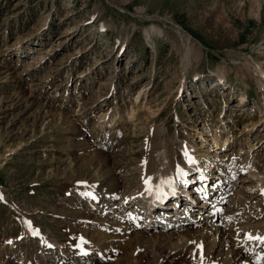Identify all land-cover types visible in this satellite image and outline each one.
I'll list each match as a JSON object with an SVG mask.
<instances>
[{
  "label": "rangeland",
  "instance_id": "374dc122",
  "mask_svg": "<svg viewBox=\"0 0 264 264\" xmlns=\"http://www.w3.org/2000/svg\"><path fill=\"white\" fill-rule=\"evenodd\" d=\"M257 68L264 0H0V264H153L116 239L115 206L93 198L135 189L155 127L178 159L186 148L234 183L264 178ZM228 199L264 230L261 196ZM211 210L201 218L213 223Z\"/></svg>",
  "mask_w": 264,
  "mask_h": 264
},
{
  "label": "bare ground",
  "instance_id": "6f19581e",
  "mask_svg": "<svg viewBox=\"0 0 264 264\" xmlns=\"http://www.w3.org/2000/svg\"><path fill=\"white\" fill-rule=\"evenodd\" d=\"M22 53L26 56L30 52ZM254 73L261 86L264 74L258 68ZM218 78L220 84L225 83L224 75L218 74ZM260 126L250 125L251 134L257 132L256 129ZM140 147L142 159L136 168L138 176L133 182L135 189L128 191L127 194L123 193L122 196L109 195L104 198L101 194H95L98 196L93 198L98 202L107 200L111 206H115L120 220L115 223V227L112 226L116 239L118 240L120 235L129 237V241L133 242H129L130 245L145 250L146 252L143 253L147 258L140 256V261L146 259L149 263L151 259L153 264H163L165 259L170 257L173 260L182 257L181 264H238L237 261L241 264H254L256 257L260 258L264 255V253L260 254L264 249V230L259 232L256 224L251 227L245 226V222H242L238 215V205L233 206L230 211L227 210L233 203L228 199V194L234 190L237 201L243 197V203L249 202L256 200L258 195L264 200V178L253 179L259 173L248 171L247 176L234 183V179L228 174L230 169L226 166L220 169L221 166L217 165L215 166L217 170L211 172L210 168L201 164L186 148L179 147L180 150L183 148L181 150L183 155L178 159L176 153L178 148L174 140L169 139L156 127L149 131ZM219 163L222 164V161ZM194 171L198 172L196 177L188 181L189 174ZM200 178L203 180L200 181ZM253 187H258L256 196L250 195L245 190ZM160 193H165V204L159 206L161 209H156L154 206L152 208H155L154 212H163V214L160 213L161 217L152 216L146 205L159 197ZM174 202L182 205L181 212L179 209L173 210L171 204ZM262 203L259 210L264 214V202ZM209 207L212 213L216 214V217H212L213 223L208 221L209 219L205 221L201 218ZM128 210L130 212L125 217L124 213ZM190 216L193 217V221L189 220ZM248 217L250 218L247 216L246 219L250 220ZM173 218H176L177 222L172 221ZM158 221L161 225L155 224ZM181 223L183 224L179 226ZM34 232L28 231L26 236L35 237ZM224 249L228 250L225 253L227 256L213 257L214 252L217 255ZM232 252L233 255L230 257L228 253ZM260 264H264V261Z\"/></svg>",
  "mask_w": 264,
  "mask_h": 264
}]
</instances>
